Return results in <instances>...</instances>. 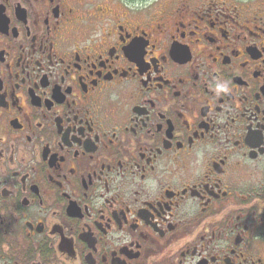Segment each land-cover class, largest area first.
Segmentation results:
<instances>
[{
	"label": "flooded vegetation",
	"instance_id": "af4514ba",
	"mask_svg": "<svg viewBox=\"0 0 264 264\" xmlns=\"http://www.w3.org/2000/svg\"><path fill=\"white\" fill-rule=\"evenodd\" d=\"M0 264H264V0H0Z\"/></svg>",
	"mask_w": 264,
	"mask_h": 264
}]
</instances>
